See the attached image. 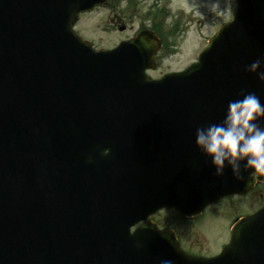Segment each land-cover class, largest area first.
Listing matches in <instances>:
<instances>
[{"label":"water","instance_id":"95a60500","mask_svg":"<svg viewBox=\"0 0 264 264\" xmlns=\"http://www.w3.org/2000/svg\"><path fill=\"white\" fill-rule=\"evenodd\" d=\"M103 1L0 0V77L14 78L0 95L6 105L0 114L11 116L17 138L0 149V177L7 166L4 183H21L12 181L13 193L0 192V264H264V212L241 222L233 243L211 260L180 252L171 232L130 233L160 207L185 211L163 193L168 182L186 186L193 199L220 189L201 164L194 172L179 169L186 153L201 158L196 144L135 137L119 156L127 164L120 172L133 185L117 193L113 158L85 154L79 161L71 145L75 130L92 126L162 129L191 142L197 127L221 122L242 92L264 103V81L245 70L264 60V0H238L235 22L198 64L154 83L144 75L159 48L151 33L96 52L73 32L79 13ZM19 158L27 160L21 168Z\"/></svg>","mask_w":264,"mask_h":264},{"label":"rangeland","instance_id":"374dc122","mask_svg":"<svg viewBox=\"0 0 264 264\" xmlns=\"http://www.w3.org/2000/svg\"><path fill=\"white\" fill-rule=\"evenodd\" d=\"M233 2L106 0L105 6L84 13L76 28L96 47L109 48L121 39L132 37L140 28H150L156 20H161L164 46L158 54L157 68L150 72L154 77H159L169 71L183 69L196 59L219 24L231 18ZM174 26L178 27L177 30ZM261 192L262 196L257 195L255 200L237 197L221 202L209 208L203 218L189 222L171 211L160 213L157 219L161 224L175 228L186 247L211 255L226 241L227 225L236 214L250 212L264 203V188Z\"/></svg>","mask_w":264,"mask_h":264},{"label":"clouds","instance_id":"9594fccd","mask_svg":"<svg viewBox=\"0 0 264 264\" xmlns=\"http://www.w3.org/2000/svg\"><path fill=\"white\" fill-rule=\"evenodd\" d=\"M262 59L246 66V71L257 73L264 81V71H258ZM241 98L230 100L224 119L219 123L199 126L195 142L202 153L211 159L215 174L222 176L225 167H230L236 179H243V170H252L264 175V103L254 92H242ZM107 155L110 149L105 148ZM160 264H174L171 259H162Z\"/></svg>","mask_w":264,"mask_h":264},{"label":"flooded vegetation","instance_id":"af4514ba","mask_svg":"<svg viewBox=\"0 0 264 264\" xmlns=\"http://www.w3.org/2000/svg\"><path fill=\"white\" fill-rule=\"evenodd\" d=\"M256 196H257V191H256V190H254V191H252V192H249L248 194L244 195V197H251L250 199H253V200H255ZM260 196H262V194H260ZM237 197H239V196H230V197L224 198V199H222L221 201L217 202L216 204L209 206L205 211H206V213H207V210H208L209 208H211L212 206L218 205L219 203L224 202V201H227V200H234V199H236ZM255 208H256V207H255ZM255 208H254L253 210H255ZM242 213H243V214H247V213H251V212H242ZM242 213H238V214H236L235 217H234V220H235L236 218H238L239 215L242 214ZM160 226H161V225H160ZM161 227L165 228V227H167V226H166V224H162ZM198 253H201V252H198Z\"/></svg>","mask_w":264,"mask_h":264}]
</instances>
